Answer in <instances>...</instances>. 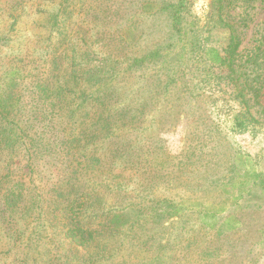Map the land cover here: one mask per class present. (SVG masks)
I'll return each instance as SVG.
<instances>
[{"label":"rangeland","instance_id":"rangeland-1","mask_svg":"<svg viewBox=\"0 0 264 264\" xmlns=\"http://www.w3.org/2000/svg\"><path fill=\"white\" fill-rule=\"evenodd\" d=\"M174 2L0 0V75L20 66L30 89L38 79L52 80L54 73L71 69L66 52L74 51L81 64L118 60L115 100L118 107L129 105L137 120L120 138L134 140L136 148L115 161L110 173L132 195L108 192L107 204L131 203L151 215L129 236L136 248L129 249L132 258L142 264L152 258L161 260L154 264H264V89L256 103L248 86L264 76V0L222 2L241 38L236 82L225 79L227 70H204L200 60L201 47L222 51L228 44V29L215 25L218 0L185 3L182 60L183 44L170 30L166 8ZM190 41L198 42L197 49L190 51ZM142 56H148L143 65L126 70ZM32 168L27 180L31 194L44 199L41 221L55 223L50 210L67 192L68 172L49 168L45 159ZM162 198L180 203L184 218L157 223L153 216L164 215L165 203L157 201ZM4 234L1 228L0 264H24L26 253L33 258L29 262L45 264L46 255L71 258L82 250L68 243L60 226H45L46 240L34 234L28 246H15Z\"/></svg>","mask_w":264,"mask_h":264},{"label":"trees","instance_id":"trees-1","mask_svg":"<svg viewBox=\"0 0 264 264\" xmlns=\"http://www.w3.org/2000/svg\"><path fill=\"white\" fill-rule=\"evenodd\" d=\"M186 2L177 0L166 5L170 30L183 44L179 53L181 60L185 58L188 34L182 25ZM222 2L218 0L215 25L228 29V44L222 51L214 46H200V60L205 65L204 70L211 71L214 67L227 70L225 79L230 77L236 82L241 38L224 16ZM197 44L194 46L190 41V51L197 49ZM66 57L71 65L69 71L54 73L52 80L37 78L30 89L24 83L28 75L20 66L7 67L0 75V229H4V235L10 237L15 246H28L34 234L39 240H46L45 226H60L68 243L82 249L71 258L54 259L52 254L46 258L43 255L45 264H142L129 252L130 248L136 251L129 236L136 224L148 223L151 215L132 207L131 203L114 208L107 204L108 192L113 196L123 191L125 195H132L125 182L112 180L110 174L117 160L131 156L136 148L134 140L120 138L121 131L132 132L137 124L133 109L129 105L118 107L115 100V80L122 70L117 68L120 62L112 59L109 63L95 64L86 60L87 64H81L74 51L66 52ZM147 57L134 58L126 70L130 71L133 65H143ZM261 75L258 73L259 79ZM248 86L254 91L255 102L261 103L264 76ZM238 95L244 96L243 93ZM235 119H239V115ZM23 159L28 164L23 163ZM43 159L49 168L65 169L69 175L63 179L68 184L67 192L59 194L61 201L57 200L56 207L50 210L55 223L41 221L45 215L41 209L44 199L41 194H31V180H27V176L34 174L35 160ZM25 168L29 172H25ZM104 188L106 194L102 193ZM141 199L143 202L151 200ZM157 201L165 203L164 215L153 216L157 223L173 217L184 218L180 203L170 198ZM30 225L32 228L27 234ZM29 259L33 258L26 253L24 264H33ZM155 259L147 264H154Z\"/></svg>","mask_w":264,"mask_h":264}]
</instances>
